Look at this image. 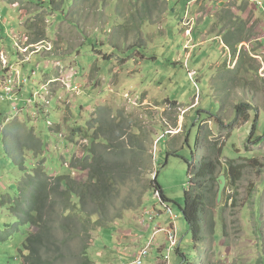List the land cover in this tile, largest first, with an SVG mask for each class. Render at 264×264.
I'll use <instances>...</instances> for the list:
<instances>
[{"label": "rangeland", "instance_id": "1", "mask_svg": "<svg viewBox=\"0 0 264 264\" xmlns=\"http://www.w3.org/2000/svg\"><path fill=\"white\" fill-rule=\"evenodd\" d=\"M144 1L107 0L105 5L94 3L90 8L82 3L75 8L74 0H66L59 8L65 10L64 15L50 11L42 16L39 26L47 31L42 43L45 47L26 48L35 32L27 30L29 22L39 24L38 8L23 0H0V114L7 117L2 130L13 125L8 119L11 117L22 126L25 123L41 129L44 148L37 156L25 153L26 168L34 165L54 178L68 170L78 182L88 176L75 172L72 165L88 154L89 142L78 137L77 144L70 143L74 125L83 128L86 121L98 118L103 123H125L130 135L144 129L156 140L149 154L157 158L158 183L168 201L163 205L154 191L144 189L146 181L156 175L153 159L152 173L143 172L137 182L146 192L141 198L143 204L113 222L116 228L92 233L89 253L95 264H120V252L127 255L120 257L131 263L132 256L139 255L152 236L154 246L145 263L166 264L156 245L164 246L167 238L157 231L170 227L178 232L186 264H264V142L249 145L256 110L250 112L248 123L227 126L234 124L236 106L249 102L256 106L259 116L254 140L264 136V0H258L263 9L240 0ZM45 2L50 4L51 0ZM231 15L241 16L246 26L243 37L247 43L240 46L237 56L223 41L226 30L236 24ZM178 18L184 19L180 26ZM5 26L10 28L8 32ZM46 43L52 44V51ZM242 53L243 65L239 67ZM15 66L29 74L35 72L21 98L7 102L5 95H18L21 90L17 83L25 81ZM191 71H195V79ZM71 84L78 90L71 91ZM32 94L34 102L25 111L15 112L14 108H23V100ZM208 113L222 114L225 126L208 118ZM22 135L24 141H30ZM213 147L214 152L223 151L217 187L202 206L209 230L213 224L221 230L224 222L227 236L217 234L221 243L210 242L206 250L202 241L211 236L203 233L206 222L200 231L203 240L196 245L181 207L189 189L190 164L194 158L200 162L206 155L218 156L212 153ZM9 153H0V189L4 194L0 193V264H23L20 250L26 233L37 231L11 226L12 235L7 236L1 224L9 217L4 211L8 185H15L12 189L16 190V182L5 170L6 163L18 157V151L11 149ZM240 157L258 159L263 167L245 169L233 187L227 182L219 207L214 199L219 176L224 175L221 172L230 159ZM12 175L19 181L23 172L15 170ZM125 191L129 192L130 186ZM176 257L173 253L172 264H184Z\"/></svg>", "mask_w": 264, "mask_h": 264}, {"label": "trees", "instance_id": "2", "mask_svg": "<svg viewBox=\"0 0 264 264\" xmlns=\"http://www.w3.org/2000/svg\"><path fill=\"white\" fill-rule=\"evenodd\" d=\"M23 1L29 6L37 7L38 9L35 11L37 17L40 18L39 24H36V26L32 21L28 24L27 30L35 29L34 35L30 36L31 40L28 44L43 43L46 39L47 31L42 30L39 26L42 22V16L50 11L64 15L65 10H60L59 8L65 4L66 0H51L50 4L46 3L45 0ZM106 1L74 0V5L76 8L78 5L86 3L85 7L90 6L91 8L94 3L105 5ZM240 1H243V4L249 7L250 3H252L250 0ZM153 2H157V0ZM252 6L255 9H260L257 2H253ZM171 9L173 12L176 10L174 7ZM55 16L59 19L58 14H55ZM230 18H234L233 20L236 21V24L226 30L223 41L227 48L232 49L235 56H237L240 46L243 43H247V38L243 37L246 26L241 16L236 15L233 17L231 15ZM183 20L178 18L177 25L180 26ZM175 26L176 24H173L171 27L172 33ZM6 27L5 32H8L10 28ZM242 56L243 53L240 55L239 67L243 65ZM171 62L178 65L173 60ZM15 68L21 71V79H25L26 83L20 82L18 84V89L21 90L18 94L19 96L13 94L5 95L7 102L21 98L25 86L31 81L30 77L35 72L32 71L29 74L26 73L25 68L21 69L17 66ZM73 88L71 91L78 90L77 86L76 89ZM33 94L23 100V108H14L15 112L25 111L29 103L34 102ZM252 110H256V117L249 137V145H254L257 142L262 144L264 136L254 140L259 120L255 105L249 102L237 105L234 124L227 126L233 128L237 122L239 124L248 123ZM17 114L15 113V115ZM4 116V114H0V153L2 156H9V151L13 149L18 151V157L13 160L10 159L6 163L8 164L5 170L6 176L16 182V190L12 189L15 185H8L10 193L7 197L5 196L4 206L7 207L4 211L9 217H5V222L1 224L5 227V235L7 236L12 235L9 233L11 226H15L14 228L19 230L21 228H35L37 231L36 233H26V239L20 250L23 264H95L89 253L92 233L116 228L112 224L113 222L122 219L123 214L127 211H136L143 204L141 198L146 194L144 189L148 193L152 192L154 185L164 197L157 179L145 180L146 187L144 189L137 184L143 172L146 173L148 171V174H150L153 169L152 154H149V148L153 146L156 140H152L150 138L151 135L145 133L144 129L138 130L137 132L139 133L137 134L130 135V132L124 128L126 126L125 123L120 125H118V122L103 123L98 118H91L86 121L83 128L82 126L74 125L69 138L71 142H68L77 144L78 137L88 139L87 141L89 142L88 154L81 160H75L72 165L75 172H84L88 176L85 181L78 182L73 173L68 170L54 178L42 168L37 169L34 165L27 169L26 163L28 160L25 157V153L30 155L32 153L37 156L41 154L39 150L44 148L41 129H34L33 126L30 128L25 123L22 126L11 117L8 119L14 122L12 123L13 125L2 130L7 118ZM207 116L210 119H217L216 123L221 127L225 126L221 118L222 114L215 116L208 113ZM22 133L25 134V139L27 137L30 140L29 142L23 140ZM198 144L197 137L196 151L199 149ZM203 148L205 149V147ZM203 148H200V150H204ZM215 150L216 148L213 147L212 153H218V156L206 155L200 162H194L189 166L190 187L185 192L184 207H181V210L189 225L192 240L195 243L200 240L203 222H206L209 234L213 236L216 232L215 224L209 230L211 225L207 224V219L205 218L206 210L202 206L207 200V195L209 196V193L213 192V188L217 187V174L219 173L223 151L214 152ZM4 151L5 155L2 154ZM262 167L258 159L240 157L230 159L221 173L226 176L228 185L233 187L241 180L245 169ZM15 170L23 172L22 179L19 181L16 179V175H12ZM139 170L141 172L140 175L138 173ZM128 186H130L129 192L125 191ZM135 190L138 192L137 197ZM12 192H14L13 195ZM0 193L1 196H4L1 189ZM214 196V199H216L217 193ZM213 222L215 223V221ZM221 226L222 237H225L227 232L224 222L221 223ZM221 241L222 239L219 241L216 238L213 240L218 245ZM180 248L181 246L179 245L175 254L183 257L185 255Z\"/></svg>", "mask_w": 264, "mask_h": 264}, {"label": "clouds", "instance_id": "3", "mask_svg": "<svg viewBox=\"0 0 264 264\" xmlns=\"http://www.w3.org/2000/svg\"><path fill=\"white\" fill-rule=\"evenodd\" d=\"M252 3L254 2V0H250ZM255 2H257L258 4H259V6H260V9H263L262 7V5H261V3L258 1V0H256ZM52 42V41H51ZM43 43H44V41H43ZM53 43V42H52ZM46 45L49 47V51H52V44L51 43H46ZM26 48H30V46H42V47H45V46H43V44L42 43H39V44H35V45H31V44H26ZM33 49V48H32ZM46 49H48L47 47H46ZM35 51V50H34ZM28 52H24V54H27ZM194 72L195 71H191L190 73H191V75L192 74H194ZM196 74V73H195ZM193 76V75H192ZM195 76L196 75H194L193 76V79H195ZM55 79H53V80H51V81H54ZM4 83V82H3ZM17 84H19V83H17ZM16 84V85H17ZM7 86V84H5V87ZM71 86L73 87V85L71 84ZM46 87V84L43 86V88H45ZM70 89H72V88H70ZM73 89H76V86L73 88ZM191 107H194V106H191ZM165 138V136L164 137H162V138H160L159 140H158V143H160L161 141H163V139ZM189 140V138L188 139H186V141H188ZM152 154V153H151ZM153 159H154V161H155V167H156V175H155V177L153 178V179H157L158 180V176H159V173L157 174V172H158V170H159V165H158V161H157V158L155 157V158H153V155H152V167L154 168V162H153ZM193 162H195L194 160H193ZM228 182V181H227ZM190 187V186H189ZM162 189V188H161ZM153 191L155 192V195H156V197L157 198H159V200L161 201V203L163 204V205H165V203L168 201V199L166 198V196L164 195V192H163V195H164V197L162 196V194H161V192H160V190L158 189V188H153ZM167 209H168V211L171 213V209L169 208V207H167ZM148 213V212H147ZM147 213L145 214V215H147ZM145 223H146V221L144 220V225H145ZM148 227V229L146 230V231H148L150 228H149V226H147ZM205 228H206V230L203 232V233H205V235H207V234H209L208 233V230H207V226H205ZM202 230V229H201ZM215 230H216V232L213 234V236H212V234H210L211 236L210 237H208V239H206V240H203V239H201V237H200V240L198 241V242H200L201 240H203L202 242H204L205 243V246H206V250H207V244H209L210 242H213V240H214V238H216V239H218V238H220L221 237V235L218 237V235L217 234H221V231L222 230H217V228H215ZM157 232H164L165 233V235H166V238H167V243L164 245V246H161L160 244H157L156 245V250L161 254V255H163V257H164V260L166 261V264H172V262L171 261H173V258H172V254L173 253H176V249H177V247L180 245V241L178 240V232H177V230L174 228V227H170L169 229H166V228H164V229H159ZM156 232V233H157ZM168 232H174L175 234H176V245H175V247L173 248V250L169 253V255H168V250H169V248H170V241H169V237H168ZM155 233V234H156ZM154 234V235H155ZM200 236H204V234H200ZM141 238H142V236H141ZM141 241V240H140ZM153 236L151 237V240L147 243V245L148 246H150V248L152 249V247L154 246V244H153ZM198 242H194L196 245H197V243ZM181 249V248H180ZM121 254H123V255H125L123 252H120V255ZM120 255H119V260H120V264H138L137 263V261H141V264H146L145 263V260L146 259H148V257L147 256H144V255H138V254H136L135 253V255L134 256H132V258H133V261L131 262V263H128L127 261H125V260H123L121 257H120ZM185 255V254H184ZM126 257H127V255H125ZM177 256V255H176ZM207 256V255H206ZM187 259V257H186V255L185 256H183V257H181V256H177L176 257V260H177V262H180V261H183L182 263H184V264H186V262H185V260ZM128 261H131V260H128Z\"/></svg>", "mask_w": 264, "mask_h": 264}, {"label": "water", "instance_id": "4", "mask_svg": "<svg viewBox=\"0 0 264 264\" xmlns=\"http://www.w3.org/2000/svg\"><path fill=\"white\" fill-rule=\"evenodd\" d=\"M220 184L218 187L217 197H216V204L217 206H221V202L223 200V193L227 185V178L225 175H221L219 178Z\"/></svg>", "mask_w": 264, "mask_h": 264}, {"label": "built area", "instance_id": "5", "mask_svg": "<svg viewBox=\"0 0 264 264\" xmlns=\"http://www.w3.org/2000/svg\"><path fill=\"white\" fill-rule=\"evenodd\" d=\"M195 75V73H194ZM193 75V76H194ZM26 83V81H23V84ZM71 88V87H70ZM168 237H169V241H170V248L168 250V255L169 253L173 250V248L175 247L176 245V234L174 232H168ZM138 264H141V261H137Z\"/></svg>", "mask_w": 264, "mask_h": 264}, {"label": "bare ground", "instance_id": "6", "mask_svg": "<svg viewBox=\"0 0 264 264\" xmlns=\"http://www.w3.org/2000/svg\"><path fill=\"white\" fill-rule=\"evenodd\" d=\"M150 246L146 245L144 246L141 250H140V254L139 255H144L149 257L150 256Z\"/></svg>", "mask_w": 264, "mask_h": 264}, {"label": "flooded vegetation", "instance_id": "7", "mask_svg": "<svg viewBox=\"0 0 264 264\" xmlns=\"http://www.w3.org/2000/svg\"><path fill=\"white\" fill-rule=\"evenodd\" d=\"M193 158H194V156H193ZM194 160H195V158H194Z\"/></svg>", "mask_w": 264, "mask_h": 264}, {"label": "crops", "instance_id": "8", "mask_svg": "<svg viewBox=\"0 0 264 264\" xmlns=\"http://www.w3.org/2000/svg\"><path fill=\"white\" fill-rule=\"evenodd\" d=\"M149 231V230H148Z\"/></svg>", "mask_w": 264, "mask_h": 264}]
</instances>
